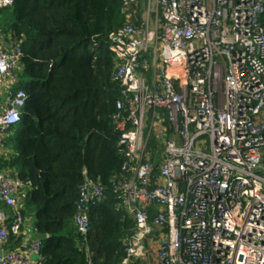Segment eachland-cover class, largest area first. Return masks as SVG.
I'll return each instance as SVG.
<instances>
[{"label":"built area","instance_id":"1","mask_svg":"<svg viewBox=\"0 0 264 264\" xmlns=\"http://www.w3.org/2000/svg\"><path fill=\"white\" fill-rule=\"evenodd\" d=\"M121 2L126 21L108 36L123 158L112 187L134 227L119 264H264V0H146L139 22L137 0ZM20 56L18 46L0 45V148L26 103L13 88ZM26 188L0 171L9 210L0 208V264L43 262L36 238L4 248L9 233L27 236ZM102 198L103 187L85 178L79 233Z\"/></svg>","mask_w":264,"mask_h":264},{"label":"trees","instance_id":"2","mask_svg":"<svg viewBox=\"0 0 264 264\" xmlns=\"http://www.w3.org/2000/svg\"><path fill=\"white\" fill-rule=\"evenodd\" d=\"M142 8L138 3V22ZM125 21L121 0H13L0 8V39L20 48L26 78L13 88L27 96L20 121L5 131L12 142L0 153V171L28 183L20 212L33 211L42 264H85L87 250L94 264H119L133 230L112 187L123 158L113 123L120 84L108 36ZM85 178L103 187V198L91 206L83 235L73 217ZM20 242L9 233L4 248Z\"/></svg>","mask_w":264,"mask_h":264},{"label":"rangeland","instance_id":"3","mask_svg":"<svg viewBox=\"0 0 264 264\" xmlns=\"http://www.w3.org/2000/svg\"><path fill=\"white\" fill-rule=\"evenodd\" d=\"M137 2L140 3V5H143V7L145 5L144 8H146V4H147L146 0H137ZM15 71H16V73H15L16 79L19 80V82H22V81L26 80V78L21 75L19 64L16 66ZM11 142L12 141L10 139L6 138V133L4 132V134H3V142H2V145H1V148H0V153H2L5 148L7 149L9 147L11 145ZM33 221H34L33 211L30 208L27 211V213H26V217L24 218V227H25V229H28V227H32L33 226Z\"/></svg>","mask_w":264,"mask_h":264},{"label":"crops","instance_id":"4","mask_svg":"<svg viewBox=\"0 0 264 264\" xmlns=\"http://www.w3.org/2000/svg\"><path fill=\"white\" fill-rule=\"evenodd\" d=\"M0 45H2L3 47H7L6 43L4 42V40H1L0 39ZM16 78V76H15ZM14 81V79H13ZM3 87L0 88V98H3ZM25 190H23L22 192H24ZM23 196L22 194L19 196V202L21 203V206H23V200H22ZM3 204L1 201H0V205ZM31 228V229H30ZM26 233H27V236L26 235H22L21 236V242L19 245H16L15 247L13 248H10V249H16V248H21L22 246H24L26 243L25 241L27 240V238H29L30 240H33L35 239V237L33 236V227H28V229H26Z\"/></svg>","mask_w":264,"mask_h":264},{"label":"water","instance_id":"5","mask_svg":"<svg viewBox=\"0 0 264 264\" xmlns=\"http://www.w3.org/2000/svg\"><path fill=\"white\" fill-rule=\"evenodd\" d=\"M1 254H2V250L0 249V256H1Z\"/></svg>","mask_w":264,"mask_h":264}]
</instances>
